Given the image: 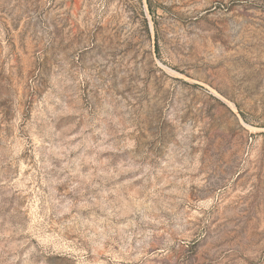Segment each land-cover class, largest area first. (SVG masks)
I'll return each mask as SVG.
<instances>
[{"label": "rangeland", "instance_id": "374dc122", "mask_svg": "<svg viewBox=\"0 0 264 264\" xmlns=\"http://www.w3.org/2000/svg\"><path fill=\"white\" fill-rule=\"evenodd\" d=\"M0 264H264V0H0Z\"/></svg>", "mask_w": 264, "mask_h": 264}]
</instances>
